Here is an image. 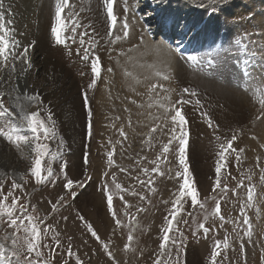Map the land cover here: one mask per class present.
Wrapping results in <instances>:
<instances>
[{
	"label": "rangeland",
	"instance_id": "obj_1",
	"mask_svg": "<svg viewBox=\"0 0 264 264\" xmlns=\"http://www.w3.org/2000/svg\"><path fill=\"white\" fill-rule=\"evenodd\" d=\"M7 1L5 0L6 6L8 5ZM20 1L17 5L20 4L24 8ZM116 1L120 2L121 11L116 10L119 20L118 31L115 35H122V31L119 29L122 18L126 15L122 10L124 0ZM78 2L80 3V0ZM128 5L133 6L136 10L135 19L133 16H128L129 36L127 39L112 43L114 36L107 35L111 42L109 44L101 43V48L107 55L115 53L119 57L123 53L124 60L130 46L137 42L147 41L153 44L165 43L170 49L179 46L182 51L180 53L174 51V54L181 56L182 61L187 63L185 56L201 53L208 48V40L205 36L209 35L212 30L211 46L213 40L218 44L226 45L234 38L239 39L241 34H247L248 39L242 40L241 43L255 42L254 47L258 53L264 49V0H128ZM13 8L12 13H14L11 18L16 38L22 45L18 51H22L23 46L31 44V39L28 42L25 41L29 30L21 16V9L18 7L17 10L16 4ZM80 14V21L87 25L89 12L84 11ZM84 15L86 22L83 20ZM261 16H263L262 19ZM187 22L190 24L184 31ZM134 26L137 32L136 38L131 39L130 31H133ZM89 30L87 27L80 29V33L81 31L88 32L85 39L90 36ZM71 36H69L70 39ZM71 45L73 46L72 42ZM85 46L88 47L87 44ZM34 47L35 44L29 48L31 63L34 61ZM45 57V52L39 57L42 63ZM75 58L81 63L79 66L85 69L80 70L83 73L82 77L86 76V62L79 55ZM110 59L108 57V60ZM111 61L120 63L118 58ZM114 66L109 67L112 69V74ZM19 68L20 64L17 62L18 71ZM39 68L41 67L37 66L36 71ZM209 69L207 66L195 68L198 74L203 76H209L210 72L216 76L219 75L218 78L224 85L223 87L245 93L247 101H241L238 105L233 106L226 98H221L215 92L213 93V90L209 91L203 86H194L188 76L185 81L184 77L177 76L173 72L162 73L146 85L144 76H141V84H136L134 87L103 86L111 105L108 104L107 108L102 107L100 98H98L99 94H95L93 107L95 108L96 103L99 102L97 109L91 117L86 116L85 123L83 121L81 124L72 125L70 136L67 135L68 132L66 133L60 123V119L62 120L64 115L69 117L70 113L62 111L60 118L58 116L60 112L55 113L44 102L20 101L28 112L39 111L42 118L47 117L49 111L52 115V120L47 123L52 124L54 121L55 134L47 141L50 155L45 158L43 174H47L48 167H51L53 174L48 182L37 184L30 171L34 165L35 152L23 145L17 148L15 144L9 143L0 136V184H3L4 194L11 190L13 181L22 184L23 187L14 190L13 195L20 197V203L24 204L32 215L45 218L41 226L42 229L44 225L53 226L54 230L44 236L40 246L45 259L51 256L52 264H64L65 260H68V264H76L75 256L79 255L84 264H155L157 257H160L162 264L164 262L166 264H212L211 253L216 248L215 241L223 242L227 236L229 247L224 248L221 244L220 248L216 249L220 253L217 257L218 264L221 262L222 264H264V180H261V175H264V115H261L259 103L260 99L264 98V81L246 86L244 80L238 81L237 75L240 77L243 75L242 71L235 66L220 71ZM232 69L237 75L232 74ZM258 69L261 70L257 67L254 71L259 73ZM30 70L22 77L18 73L14 74L12 81L0 90L9 92L15 83L22 82L23 84V78L28 81ZM9 73L10 67L0 69V76H3L4 79H8ZM41 75L46 77L45 73H38L37 79L40 82L43 81ZM123 76L127 79L133 78L130 73L123 72ZM164 76H167L168 79H164ZM122 79L125 84L128 82L123 77ZM228 80L234 86L225 85L230 83ZM152 85L157 87L150 92L149 89ZM184 88L194 90L197 96L193 97L184 93ZM21 89H26L29 95L36 92L32 86L30 88L24 84L20 86V92L23 93L24 91ZM81 89V91L84 90ZM164 97H170V99L164 101ZM181 99L191 102L182 105L176 104ZM197 99L200 104L196 103ZM158 101L166 103L169 108L172 104L182 107V114L188 120L187 127L190 136L187 159L189 171L192 173L190 183L195 184L199 193L198 199L206 206L205 209H201L199 205L193 207L190 198H186L187 203L183 204L175 220H172L169 213L172 211L173 201L183 182L181 178L175 176L176 171L180 170L175 152H169L166 161L160 164V171L165 173L164 176L151 173V169L155 165L150 163L160 155L162 142L167 143L172 126L170 120L167 127H164L163 133L157 129L155 133H152L150 143H146L149 140L148 133L152 127L156 124L163 126L165 118L174 114L166 113L159 106ZM4 102L14 112L19 111L13 103L12 96L6 95ZM89 107H91L89 103L84 105L86 109ZM203 112L212 118L213 127L208 126V119L202 116ZM89 124H91V134H89ZM215 125H219V128L217 129ZM121 128L127 134V139L120 135ZM23 132L31 135L27 127L23 129ZM233 134L237 135L233 147L237 150L243 149V152L239 153V162H237L236 153L226 154L227 167L226 169L222 168L220 175L222 185L226 184L229 191L226 194L221 193L219 189L213 192L219 151V142L216 137L230 139ZM113 147L115 148L112 157L114 163L109 166L107 153L113 151ZM174 147L175 145H173ZM76 150L78 151L76 156L79 157L75 164L71 156ZM85 159H87V164ZM161 160H164V157H161ZM143 168L149 169L148 176L143 173ZM121 169L126 171H121ZM65 173L68 179L80 180L84 183L83 187H74V191L77 193L75 197L66 192ZM105 173L108 175L105 176ZM113 174L116 176L115 183H119L128 190L122 193L124 199L132 206L128 210V216L125 215L123 203L118 195H113L112 209L108 207L105 181H108L109 187L114 189ZM248 175H251V181L247 179ZM149 177L153 180V184L150 186L146 184L142 186L137 180L139 178L147 181ZM241 179H244L245 187L237 188ZM249 184L255 185L256 193L254 205L245 209L252 225L251 237L246 234L247 226L243 224L244 217L240 211L242 205L247 202V186ZM151 188H155L156 191L152 192ZM232 189H236V192L234 193ZM133 191L143 194L145 200H141L139 195H132ZM61 195H64L65 199L57 204L56 210L53 211L51 204L57 203ZM213 196L218 200L224 196V199L220 200L221 213L209 217L205 221L206 211L211 212L215 207L216 201L211 199ZM11 200L12 197H9L8 203H11ZM33 205H35V212H32ZM138 207L145 210L137 212ZM177 207L180 206L177 205ZM112 210H115L116 218H119L124 226L116 225L111 214ZM188 213H192V215H188ZM221 214L224 216L223 221L219 219ZM65 217L67 219H64ZM80 217H83V220ZM131 217L135 219L130 223ZM169 220H172L173 228L169 232L170 238L183 241L178 258L177 248L173 247L171 243L164 249V256H160L162 229L167 226ZM184 220H187V224L184 223ZM200 223H204L210 231L204 233L203 229H198ZM89 224L99 236V240L92 235L91 230L87 227ZM176 228H179L183 233L182 237L175 231ZM130 229L133 235L131 248H134L135 251L125 250V245L129 243L127 237ZM5 230L11 231L8 228L7 218L2 217L0 218V237L5 234ZM55 233H59L60 245L58 247L53 239ZM20 234L23 235L22 232ZM241 239L243 248H241ZM104 244H108V251L112 252V257L107 255ZM44 245L49 247H44ZM69 245L74 253L71 257L67 255ZM50 249H53L54 252H50ZM169 252L171 253L170 259ZM24 255H27V252ZM12 264H15L14 259Z\"/></svg>",
	"mask_w": 264,
	"mask_h": 264
},
{
	"label": "snow or ice",
	"instance_id": "obj_2",
	"mask_svg": "<svg viewBox=\"0 0 264 264\" xmlns=\"http://www.w3.org/2000/svg\"><path fill=\"white\" fill-rule=\"evenodd\" d=\"M101 3L104 7L107 20H108V30L107 35L109 37L114 36V41H120L121 39H127L129 36V23L127 15L123 16L122 23L120 24V29L122 31V35H115L118 31L117 23H118V15L117 12L114 11V5L116 4V0H101ZM55 14H54V22L51 26L50 32L53 37L54 43L57 45H63L66 49H68L67 54L69 56L72 55V50L68 47V36L62 35L65 32H71V41L72 43H77V29H85L91 28V25L83 24L79 17L80 11H77L76 5L71 2V0H55L54 3ZM67 10V11H66ZM124 13L129 12L128 0H124ZM12 6L8 4L6 6L5 0H0V69L10 67V73L8 75V79H4L3 76H0V88L4 85H7L10 81H12V77L14 74H17L22 77L26 74L29 69L33 68V65L29 58V48L34 46L35 41L31 42V44L23 46L22 51H18L22 47L19 39L16 38V32L12 20ZM150 30V29H149ZM92 32H95V29H92ZM88 35L87 31H82L79 34L78 43L80 47L76 48V54L81 56V59L85 62L90 63L92 79L88 85L89 88H95L98 80L101 76V67H100V57L96 54L94 49H96L99 41L93 36L89 40H85V36ZM247 34H241L240 38H234L233 41H229L228 44H214L209 48L205 49L201 53L197 54H189L184 58L191 63L195 67H204L207 66L210 69L215 71L223 70L227 67L235 66L237 69L242 71L243 79L245 85H251L253 83H259L260 81H264V49H261L258 53L255 50L254 43L248 41L246 43H241L242 40H247ZM143 40V37H141ZM88 47H85V45ZM83 49V51H82ZM176 53H180L182 50L179 46L172 49ZM17 62L20 64L19 71L17 69ZM259 67L261 71L259 73L255 72L254 69ZM108 72H111L112 69H107ZM83 75V73H81ZM128 74V73H126ZM159 75V73H157ZM233 75H237L235 71L232 73ZM164 79H168L167 76H164ZM237 79H240V76L237 75ZM156 85H152L149 89L150 92L156 89ZM183 92L189 94L190 96L196 97L197 93L194 90H190L188 88H184ZM15 93V95H13ZM6 95L12 96L13 103L18 107L19 111L14 112L11 108L7 107L4 102V97ZM84 98L87 101V94H84ZM151 98V97H150ZM170 97H164L163 100L167 101ZM21 100H26L28 102H40L42 103V97L40 93L34 92L29 95L27 90L23 93L20 92V85L15 83L12 87L11 91L5 92L4 90H0V136L4 137L9 143L15 144L17 148H20L21 145L29 148L30 150L35 152L34 165L30 169L32 175L35 178V182L37 184H44L48 182L49 178L52 176V169L48 167L46 169L47 174H43L45 169L43 167L45 158L50 155V149L47 141L54 136V128L55 123L53 121L52 124L47 123V121L52 120V115L49 111L47 117L42 118L41 113L39 111L36 112H28L24 105L20 103ZM191 101H185L181 99L177 101L176 104H184L190 103ZM135 103V101H133ZM159 106L165 110L166 113H174L170 114L165 118L164 125L156 124L152 127L151 131L148 133L149 140L146 143H150L152 133H155L157 129H160L161 133L164 131V127H167L168 121L171 122V128L168 134L167 143L162 142V149L160 155L157 156L156 160L150 161L155 167L151 169V173L158 174L160 176H164L165 173L160 171V164L164 163L167 159V154L171 151L175 152L176 158L179 162L180 170L176 171L175 176L177 178H181L183 180L180 188L177 191L176 199L172 204V211H170L169 215L172 220H175L177 215L179 214L181 208L184 203H187L186 198H190L192 202V206L196 207L199 205L201 209H205L206 206L203 202L198 199L199 193L196 189L194 183H190L192 181V173L189 171L188 164V144H189V136L190 132L188 130V120L182 114V107H177L176 104H172L169 108L166 103L158 101ZM197 104H200L199 99L196 100ZM261 107V115H264V98H261L260 101ZM151 107V105H149ZM127 110V109H126ZM88 115L91 117L92 110L89 107ZM202 116L207 117L208 126L213 127V121L210 116L206 112L202 113ZM259 118V117H258ZM131 123V121H129ZM27 127L30 130L31 135L25 134L23 129ZM218 129L219 125H215ZM179 129V131H178ZM120 135L127 139V134L121 128L119 130ZM89 134H91V124H89ZM237 135H231V138H221L220 136L216 137L218 143V159L215 167V182L213 185V192H216L218 189L221 193L226 194L229 189L226 184L222 185L221 182V170L222 168L227 167V155L229 153H236L237 162H239V153L243 152V149L237 150L233 147V143L236 141ZM111 143V141H109ZM173 145L175 147L173 148ZM115 148L113 147V151L107 153L108 157V165L111 166L114 161L112 159L114 155ZM161 157H164V160H161ZM85 163L87 164V159H85ZM121 171H126L125 169H121ZM143 173L148 176L149 169L143 168ZM171 171V169H169ZM230 174V173H229ZM108 174L105 173V176ZM66 183L64 185L66 192L68 195L75 197L77 193L74 191V187H83L84 183L80 180H72L68 179L65 173ZM90 179V177H89ZM235 179V178H233ZM247 179L251 181V175L247 176ZM138 182L143 185H152L153 180L149 177L147 181L141 180L137 178ZM261 180H264V175H261ZM116 176L112 175V182L114 184V189L109 187L108 181H105V191L107 193V204L109 209H112L113 205V195H118L119 199L122 201L125 215L128 216V210L132 207L127 200L124 199V195L122 193L128 191L123 188L119 183H115ZM23 187L22 184L12 182L11 190L8 191L7 194H4L3 184H0V218L6 217L8 228L11 231L5 230V234L0 237V264H12L13 259L15 260V264H52L51 256L48 259L44 258V253L41 250V242L44 236L47 235L49 231H53L52 225H44L42 229V225L45 218H41L38 216L32 215L28 209L24 206V204L20 203V197L14 196L13 192L16 189H21ZM245 187L244 179H241L237 188ZM152 192H155V188L150 189ZM235 193L236 189H232ZM132 195H139L141 200H145V197L141 193H137L133 191ZM255 185L249 184L247 186V202L242 205L240 211L243 219V224L247 226L246 234L251 237L252 235V225L249 218L246 215L245 209L254 205L255 202ZM9 197H12L11 203H8ZM65 199L64 195H61L57 201V203L51 204V208L53 211L56 210L57 204L63 202ZM211 199L215 200V207L211 212L206 211V215L204 220L207 221L209 217H214L217 214L221 213V204L220 200L224 199V196H221L218 200L215 196L211 197ZM150 203V201H149ZM165 203H168L165 201ZM177 205L180 207L178 208ZM145 209L137 208V212L144 211ZM32 212H35V205L32 206ZM112 216L115 219V223L117 226H124L122 221L119 218H116L117 214L115 210H112ZM188 215H192V213H188ZM83 220V217H80ZM64 219H67L65 217ZM135 218L131 217V221ZM167 219V217H166ZM221 221L224 220V216L221 214L219 216ZM172 220L168 221L167 226H165L163 230L162 241L160 243L161 253L160 256H164V249L166 246L171 243L173 247L177 248V258L179 257V253L181 251V246L183 241L178 240L176 238H170L169 232L173 230L172 228ZM27 221V222H25ZM184 223L187 224V220H184ZM87 227L91 230V233L97 240H99V236L92 229V226L89 224ZM198 229H203L204 233H208L210 229L205 226L204 223H200L198 225ZM43 231V236H42ZM176 232L183 236V233L180 232L179 228L175 229ZM23 233L21 235L20 233ZM59 233H55L53 239H55L56 246L60 245ZM70 239V238H69ZM128 244L125 245V250L135 251L134 248H131V242L133 240L132 230L130 229L128 233ZM101 243H103L101 241ZM221 244H223L224 248H228V237L225 236L224 241L217 240L215 241L216 248L211 253V261L212 264H218L217 257L220 255L219 249ZM44 247H49L48 245H44ZM108 244H104V249L107 252L109 257H112V252L108 251ZM241 248H243V240L241 239ZM27 252V255L24 253ZM50 252H54L53 249H50ZM67 255L69 257L73 256L74 253L72 251L71 245H69L67 250ZM171 258V253L169 252V259ZM76 264H84V262L80 259L79 255L75 256ZM64 264H68V260L64 261ZM155 264H162L160 257H157ZM166 264V262H164ZM222 264V262H221Z\"/></svg>",
	"mask_w": 264,
	"mask_h": 264
},
{
	"label": "bare ground",
	"instance_id": "obj_3",
	"mask_svg": "<svg viewBox=\"0 0 264 264\" xmlns=\"http://www.w3.org/2000/svg\"><path fill=\"white\" fill-rule=\"evenodd\" d=\"M18 2L19 0L17 2L16 0H8L7 4H11L12 9H14L13 7L15 4L17 10L18 7L21 9V16L23 17V21L27 23V27H28L27 30H29L27 36L26 37L24 36L25 41L28 42L30 39H31L30 43L35 41L34 61L32 63L33 68L30 70L29 80L27 81L25 78H23V84L25 86H30V88L32 86L33 90H35L36 92L38 91L42 97V102L47 104V106L51 110L55 111V113L58 114V112H60V115L58 114L60 118L62 116L61 114L62 111L70 113L69 117H66L64 115L62 117V120L60 119L61 127L66 131V133L68 132L67 133L68 136H70V130H72V125L81 124V122L83 121L84 123L86 122V116L88 115L89 108L88 109L84 108L85 104L86 105L87 103L90 104L92 115L94 114L95 110L97 109V105H99V102H97L96 107L95 108L93 107V96L95 94H99L98 98H100L99 101L100 104H102L101 105L102 107L107 108L108 104L111 103L108 101V95L104 89L105 87L103 86H113V87L133 86L134 87V85L136 84L138 85L141 84L142 81L141 76H144V83L146 85V83L149 84L151 83V81L156 79V77L158 76L157 73H159L160 75L165 72L166 74L167 72L169 73L173 72L177 74V76L184 77L185 79L184 78L183 79L185 81L187 80L186 77L188 76L191 82L194 84V86H203L207 88L209 91L213 90V93L215 92V94L221 96V98L223 97L226 98L233 106L238 105L239 102L241 103V101H247V97L245 93H240L239 91L233 88L223 87L224 85L220 83L218 74H217L218 76L214 75V73L212 74L211 72L209 73V76L206 75L203 76L198 74V72L195 70L196 68L195 66H193L189 62L184 63L182 61L183 59H181L182 57L180 56L181 57L180 58L179 56L175 55L174 51L169 47H167L165 43L153 44L147 41H143L141 43L137 42L136 44L128 48L124 60H123V53L119 57L115 53L112 54L108 53L107 55L105 50L101 48V43L109 44L111 41L109 40L106 33L108 29V20L106 14L104 13L105 10H103V7H101L103 6L101 0H80V3L78 2V0H71V2L76 5L77 11L83 9V11H80L81 13L84 11L89 12L88 15L89 19L87 18L88 23L86 24L91 25V28H87V30L90 29L89 30L90 36H88V38H86L85 40L87 41L89 40V38L95 36V38L99 41V44L97 45L96 49H94L93 51H95L96 54L99 55L100 57L101 76L97 82L96 87L89 88L88 85L92 79L90 63L86 62L87 75L82 77L81 75L82 72L80 70L83 71L85 69H82L79 66L81 63L77 61V58H75L77 56L75 50L80 46L78 43L80 29L79 28L77 29V35H78L77 43H73V46L71 45L72 41L69 38L70 40L68 41V47L72 50V55L69 56L67 54L68 49H66L63 45H57L54 43L53 37L50 32L51 26L54 22L55 0H21L20 3L24 5V8H22L20 4L17 5ZM128 7H129V12L124 14H126L127 17L133 16V18L135 19V15H136L135 8L131 5H128ZM116 10L119 12L121 11L120 2L117 1L116 4L114 5V11ZM84 17L85 15L83 16V20L84 22H86L85 21L86 18L84 19ZM262 17L263 16H261V19ZM25 19L27 20L25 21ZM79 19H81V14ZM187 23L188 24H186V26L183 29L184 31H186L189 27L190 22ZM93 28L95 29L94 33L92 32ZM136 28L138 29L137 26ZM23 31L26 32V30ZM136 33L137 32L134 26L133 31L132 32L130 31L131 39L136 36ZM62 35L69 37L72 34L69 31L62 33ZM212 35H213V30L209 32V35L205 36L208 40V44H207L208 48L211 46ZM226 39L228 40V38ZM214 44H218V42H215V40H213V45ZM44 52L46 57L44 59V62L42 63L39 57H41V55L44 54ZM113 55L116 56L112 57ZM108 57H110L111 59L108 60ZM117 58L120 60V63L117 64L116 62L113 63V61H111L113 59L116 60ZM113 65L115 66L113 68L114 72L112 74L111 72H108L107 69H109V67ZM37 66L41 67L39 68L38 71H36ZM232 70L235 71L234 69ZM123 72L132 74L133 78L127 79L126 77L123 76ZM38 73L40 74L45 73L46 75V77L41 75L43 77L41 78L43 79L42 82H40L37 79ZM122 77L128 80L126 84L124 83ZM229 80L228 82L231 81ZM239 80L242 81L244 79L243 77H240L238 81ZM23 84L21 82L19 85L23 86ZM225 85L234 86L231 82ZM81 88L84 89L83 90L84 92L81 91L82 90ZM21 91H25V90L21 89ZM85 93L87 94L88 97L87 101L84 98ZM118 98L121 99L122 97L121 98L118 97ZM77 153L78 151L76 150V152H73V155L71 156V159L74 161V163L78 161L77 157L79 156H76Z\"/></svg>",
	"mask_w": 264,
	"mask_h": 264
}]
</instances>
